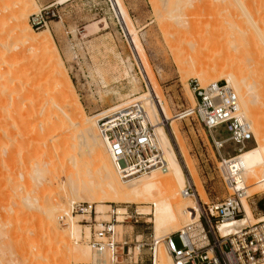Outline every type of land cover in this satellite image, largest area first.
Returning <instances> with one entry per match:
<instances>
[{"label":"rangeland","instance_id":"1","mask_svg":"<svg viewBox=\"0 0 264 264\" xmlns=\"http://www.w3.org/2000/svg\"><path fill=\"white\" fill-rule=\"evenodd\" d=\"M54 1L61 2V0H35V4L32 2L28 6L29 22L31 15L38 12L42 5ZM121 1L174 116L184 114L188 107L193 106L189 95V91L193 92L190 81L197 78H190L184 74V66L177 64L179 55L174 51L171 43L176 42L180 36L191 43L197 39L207 40L209 44L204 48L203 56L216 58L217 55L227 51V39L234 38L232 31L239 33L237 43L239 46L237 49L230 48L229 53L234 57L235 66L242 77L253 87L250 92L251 97L249 96L251 100L249 114L244 108L242 109L247 120L249 121L250 117L253 121V132L254 129L259 130L264 138V87L262 83L259 85L260 81L256 83L260 79L256 72L260 68H257V64L260 65V63L256 64L254 61L259 57L257 58L255 51H252L255 57L250 54V46L245 43V33H241L249 27L264 37V0ZM58 9L60 15L47 27L40 28L38 31L49 28L52 33L60 57L75 84L76 90L72 100L81 101L87 113L94 116L102 110L105 111L130 101L134 97L126 99L124 97L133 92L134 85L131 82V76L125 72L126 69L137 79L140 91L148 89L145 87V81L133 53L130 33L124 19L119 16L116 0H68L61 2ZM169 12L175 15L174 19L178 18L184 24L180 22L181 25H172L173 19L171 21L165 19ZM228 33L231 35L225 37ZM218 37L220 39H217ZM262 41L264 42V39ZM6 47L9 57L11 53L14 55L15 52L21 51L23 44L19 39H11L8 40ZM258 54L261 58L264 57L261 51ZM7 56L5 61L8 66L4 62L3 69L19 67L15 71H21L24 77L20 76V73L18 76L15 72L14 75L18 78L34 76L33 79L49 82L44 90H40L39 87L28 90L32 92L29 97L35 94L39 98V103L45 108L47 106L46 110L42 109V113L38 110L40 114L30 115L28 128L17 119L23 112V103L27 102V99H24L23 103H16L11 110L0 107V264H67L69 261L70 264L90 261L95 264L100 262L112 264L104 256L95 255L94 249L93 251L91 249L90 257L88 256L90 261L83 260V251L79 250L82 247L73 244L70 247L71 245L66 242L64 229L68 228L66 224L68 219H62L61 216L65 215L63 208H71V201L67 191L68 170H65V166L75 169L78 181L81 179L85 181L84 178L93 179V184L96 182L94 184L96 185L99 179L96 176L97 163H86L85 158L90 159V155L84 156L85 161L81 158L75 167H73L74 162L62 159V152L65 149L62 148V143L66 134L64 126H60L62 113H59L60 110L53 103H56L60 94L57 81L62 82L63 79L53 78L52 67L49 64L46 65L47 63L44 66V63L32 54L24 58L25 60L18 61L22 64L14 65L13 63L14 66L8 63ZM11 83L10 80H0V98L9 94L13 88L10 87L13 86ZM13 113L16 118L13 117ZM54 122H56L55 130H51L50 123L53 125ZM176 123L180 127L179 140L170 132V121L166 122V128L170 132L172 143L183 165L185 162L179 145L186 151L184 154L190 162L194 175L193 178L188 179L189 183L192 181L193 189L204 190L207 202L219 201L229 196L233 189L227 183L222 164L224 160L240 154L237 151L240 144L230 139L226 140L224 147L221 148L224 155L222 161L212 135L196 118L186 116L179 118ZM213 133L220 140L230 136L225 124L216 126ZM245 144L246 148L255 147L256 139L247 140ZM40 168L42 171L39 170ZM36 170L41 174L36 172L38 174L36 175L34 172ZM187 173L189 174V171L186 169ZM194 200L198 204L201 202L197 197ZM78 201L93 204L91 215L82 212L74 213L80 224L91 226L92 234L95 225L99 229L102 222L109 218L115 220L118 217L121 222V217H127L122 224H116L120 225L116 227L120 233L119 239L125 236L135 242L138 237L140 241L147 243L139 257L144 259L143 264L150 263V247L154 246L153 242H155L152 214H138L135 204L111 202L109 203L111 208L106 207V214L100 217L97 212V203L87 198L77 199L76 202ZM250 201L254 216L256 218L264 216V190L251 195ZM118 208H121L122 212H119ZM126 209L127 213L122 214ZM53 212L57 216V223L54 226L51 224L52 218L49 219ZM56 225L57 228H55ZM173 240L178 247L182 246V239L178 234L173 236ZM79 253L83 261L78 256ZM137 254L136 249L132 260L137 257ZM132 260L119 264H134Z\"/></svg>","mask_w":264,"mask_h":264},{"label":"bare ground","instance_id":"2","mask_svg":"<svg viewBox=\"0 0 264 264\" xmlns=\"http://www.w3.org/2000/svg\"><path fill=\"white\" fill-rule=\"evenodd\" d=\"M66 1L68 0H61L62 3ZM32 2L34 3L35 0H0V80H10L13 83H11V85L13 86L10 87L13 88H11V90L9 89V94H6L5 97L1 96L2 98H0V107L10 108L11 110V108H14L16 103H23L24 99H27L28 101L23 103V112L20 114L18 112L19 118H17L21 123L23 122V125L26 127L29 126V118L31 117L30 115H38L36 114L39 113L38 110H40L42 113L45 108V106L39 103V98L37 95L34 94V96L31 95L29 97L32 92H29L28 90L33 87H39L40 90H44L47 87L49 81L42 82L36 80L37 78L33 79L34 76H32V78H18L14 74L16 72L18 75V73L21 72L15 71L19 67H9V69L2 68V65H4L3 63L6 62V44L8 40L19 39L23 44L22 50H18V53H13L14 55H11L12 53L10 54L8 52V55H11H9V57L7 56L9 58H7V60H9L8 63H10L11 65L14 63L15 65V63H18L19 60L22 61L24 58H28L32 54L36 57V59L38 58V60L44 63V66L49 64L52 67L51 75L53 76V78L59 80L60 78L63 79V83L61 81H57V86L60 87V94L57 98L56 103H53L54 106H57L58 110H60L59 113H62V116L60 118L62 122L60 123V126H64V132L66 134L64 135V143H62V148H65L64 152H62V159L65 158L69 159L71 163L74 162L75 165L72 164V166L74 165L73 167H75L77 162L81 158L83 159L85 158V155H90V159L85 158L87 161L86 163H97L96 176L99 180L97 182L98 184L96 185H94L96 182L93 184V179L86 180V178H84L85 181H81L82 179L78 181L75 169L65 166V170H68L67 191L69 192L68 196L71 201L70 209H62L65 213L63 217L68 219L66 221L68 222L66 223L68 225V228L64 229L66 242L71 245L70 247H72V244L74 246L78 245L79 247H82L79 248V250L81 249L84 252V254L82 252L83 260L90 261L88 256L91 249L93 251V248L90 243L88 244L87 241L92 236L91 226L80 224L77 221V217L74 215V213H72L73 203H75L77 199L87 198L90 201L97 203V212L100 217H102L101 215H103L104 217V214H106V209L111 208V205L109 204L111 202L135 204L137 205V212L139 214H152L154 216V237L157 244L154 253L155 261L153 262V264H175L173 257L167 248L165 237L175 231L183 229L196 217L195 212L196 210L199 211V204L194 200L195 197L199 198L200 201L203 200L207 202L206 192L201 188V190L198 189L199 187L196 183L195 184L198 190H195L196 192L193 195L194 198L192 196H185L183 194L184 188L187 185L192 184V181H190L189 183L188 179L190 177L193 178V170L190 162L185 157L184 152L186 151H184V148L179 145V149L182 156L184 157L185 162L184 165L182 164L178 157V151H176L170 137L171 132L175 135L174 137H176L177 140L180 139V127L176 122L179 118L186 117L187 113L174 116L170 111L166 98L160 90L158 79L151 69V65L149 63L143 45L139 41L135 30L131 25L129 14L123 6L122 1L116 0L119 7V16L122 17V19H124L126 23L127 29L131 36L130 42L133 48L135 59L141 70L142 77L147 83L146 85L148 88L145 91H140V86L139 88L137 86V79L135 78V76L131 75L129 70L126 69L125 72L132 78L131 82L134 85V89L131 94L126 95V97L124 98L126 99L134 97L132 99L143 101L144 107L152 122L157 140L163 150L165 158L164 169L155 168L148 174L130 179H122L119 176L112 162V159L109 156L106 142L100 134L98 126V115H90L89 113H87L81 101L72 100V95L76 90L75 84L68 74L64 62L60 57L59 50L50 29L46 28L38 31V29L33 27L29 22L30 11L28 10V6ZM174 16L175 15H172V13L169 12L168 16H166L165 19H168L170 21L173 19L174 23L172 25H181V20H179L178 18L177 19L179 21L176 18L174 19ZM248 18L249 17L247 16V19ZM183 24L184 23H182V25ZM232 33L234 35V38L227 39L226 41V46L228 47L226 49L227 51L221 53V56L217 55L216 58L203 56L204 48L207 44H209L207 40L197 39L191 43L190 41H186L184 37L180 36L179 38H177L176 42L171 43V46L179 55L176 60L177 64L179 66H184V74L190 76V78H197L201 82V84L225 79L226 82H228V85L234 88V90L238 94L242 114L245 117L242 108H244L247 114H249V102L251 101L250 92L253 87L252 84L247 82L242 77L240 71L235 66L236 61H234V57L230 55L231 53H229L230 48L237 49V47L239 46H237L239 33H235L234 30L232 31ZM241 33H245V43H248L250 46V54L254 55L252 51H255L257 53V58L259 57L261 59L259 60L258 58L257 60L251 57V59H255L254 61L256 64L258 62L260 63V65L257 64V68H260H258L256 71L258 72L260 79H258L256 83L260 81L259 85L262 83V86L264 87V57H262V59L260 57L261 55L258 54V52L260 51L261 54L264 53V42L262 41L264 37L263 35H259L258 32L253 31L249 27L246 31L244 30V32ZM228 35L231 34L228 33L227 35H225V37ZM217 39L220 38L218 37ZM21 61L19 63H21ZM18 64L16 65V67L18 66ZM39 67L40 66H38V68ZM42 68L44 69L43 66ZM26 73L25 75H27ZM19 75H22V77H24V75L21 73ZM254 86H256V84ZM189 92L191 103L194 106L196 104V97L192 91ZM46 109L47 106L45 110ZM14 116L15 114L13 115V117ZM167 121H170V132L166 128ZM248 122L250 123L251 128L254 127L253 121L250 119V117ZM50 124L51 130H55L56 122H54L53 125L52 123ZM48 128L50 127L48 126ZM254 132L256 146L252 148L242 149L238 156L234 158L231 157V159L228 160H224L222 164L223 172L230 188H232L233 190H244L247 194V196L243 197L245 217H243L242 219L235 218L227 220L223 224H221L220 229L224 234L235 232L243 224L256 223L260 218V220H264V216L259 218H256L254 216L251 207L252 205L248 199V196L264 190V138L262 137V133L259 130L254 129ZM82 161L85 160L83 159ZM186 169L187 171H189V174H186ZM37 170L34 171L35 174L36 172L41 174V172ZM39 170L42 171L41 168ZM199 186L201 187V185ZM121 210V208H118L119 212H122ZM191 210H193V212H191ZM54 213L55 212H53V214L49 217V219L52 218V220H50L53 226L57 223V216L55 215L56 213ZM125 213H127V209L123 211L122 214ZM121 218L122 221L120 222L117 217L118 223L116 224H122V222H124L127 217ZM103 222L100 225L101 227L103 226ZM117 226L120 225H116V227ZM55 228H57V225L55 226ZM95 228L98 227L95 225ZM56 233L59 234L58 231H56ZM82 240L84 241L83 244ZM136 249L138 250V248ZM93 253L97 256L99 255L100 257H105L104 253H99L95 250L93 251ZM84 255H86L85 258ZM78 256H80L81 259V254ZM83 260L81 259V261ZM135 260H137V257L135 258ZM96 262L98 263V261ZM67 264H70V261ZM100 264L105 263L100 262Z\"/></svg>","mask_w":264,"mask_h":264},{"label":"built area","instance_id":"3","mask_svg":"<svg viewBox=\"0 0 264 264\" xmlns=\"http://www.w3.org/2000/svg\"><path fill=\"white\" fill-rule=\"evenodd\" d=\"M59 4L54 1L42 5L38 12L31 15L32 26L36 29L47 27L60 15ZM190 86L196 97V104L186 109V116L196 118L210 132L213 141L217 144L222 161L224 155L221 148L224 147L226 140L230 139L240 144L237 149L239 152L246 148L245 141L253 140L254 132L242 114L239 96L234 88L229 86L226 80L202 85L199 80L192 79ZM145 87L147 88L146 82ZM97 115L100 134L106 142L108 153L122 179L148 174L155 168H165L163 150L142 100L132 99L125 104L102 110ZM221 124L227 125L230 132L227 139H217L213 133V129ZM194 193L195 190L191 184L183 190L185 196H193ZM245 196L247 194L244 190L237 189L232 190L229 196L219 201L201 200L199 211L195 212L196 217L183 229L165 237L174 263H264V220L260 218L256 223L243 224L238 230L228 234L222 233L220 229V225L227 220L245 217L243 204ZM250 198L251 196H248L249 200ZM79 212L91 215L93 204L86 201L73 203L72 213ZM116 223H118L117 217L115 220L104 221L99 229L94 228L89 240L92 248L99 253H104L112 264L132 260L138 248L137 260L134 259L132 262L143 264L144 259L139 255L147 243L140 241L138 237L135 242L125 236L119 239L120 233ZM176 234L182 239L181 247H178L173 240ZM156 244L155 240L154 246L150 247V263L148 264H153L155 261ZM80 264H94V262H80Z\"/></svg>","mask_w":264,"mask_h":264},{"label":"trees","instance_id":"4","mask_svg":"<svg viewBox=\"0 0 264 264\" xmlns=\"http://www.w3.org/2000/svg\"><path fill=\"white\" fill-rule=\"evenodd\" d=\"M263 205H264V202H263Z\"/></svg>","mask_w":264,"mask_h":264}]
</instances>
